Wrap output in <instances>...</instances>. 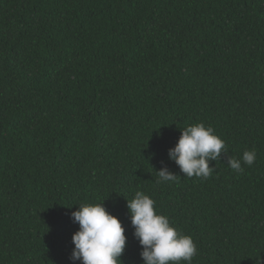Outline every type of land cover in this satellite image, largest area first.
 <instances>
[{
	"label": "trees",
	"instance_id": "obj_1",
	"mask_svg": "<svg viewBox=\"0 0 264 264\" xmlns=\"http://www.w3.org/2000/svg\"><path fill=\"white\" fill-rule=\"evenodd\" d=\"M197 123L228 148L207 179L168 157ZM165 166L177 179L156 183ZM137 191L193 238L192 264H264V0H0V264H82L85 202L143 264Z\"/></svg>",
	"mask_w": 264,
	"mask_h": 264
},
{
	"label": "clouds",
	"instance_id": "obj_2",
	"mask_svg": "<svg viewBox=\"0 0 264 264\" xmlns=\"http://www.w3.org/2000/svg\"><path fill=\"white\" fill-rule=\"evenodd\" d=\"M228 154V148L211 126L203 123L188 125L181 129V136L175 147L169 149L168 157L179 166L186 177L209 178L216 170L209 167L221 154ZM257 158L254 149L243 152L241 158L228 157V166L237 173L244 171L243 165L251 166ZM157 172L156 183L173 182L178 175L166 166ZM134 237L142 246L140 256L143 264H192L198 253L193 238L172 225L169 217L160 214L155 201L142 191L132 199H126ZM71 208V207H69ZM79 229L72 236L74 249L70 259L82 264H122L121 256L127 237L121 221L102 203H81L71 213Z\"/></svg>",
	"mask_w": 264,
	"mask_h": 264
}]
</instances>
